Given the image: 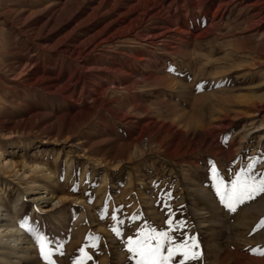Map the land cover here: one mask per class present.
<instances>
[{
	"label": "rangeland",
	"instance_id": "obj_1",
	"mask_svg": "<svg viewBox=\"0 0 264 264\" xmlns=\"http://www.w3.org/2000/svg\"><path fill=\"white\" fill-rule=\"evenodd\" d=\"M14 1L0 195L46 258L33 239L3 264H136L128 238L168 221L171 264H264V193L233 213L213 188L264 176V0Z\"/></svg>",
	"mask_w": 264,
	"mask_h": 264
},
{
	"label": "snow or ice",
	"instance_id": "obj_2",
	"mask_svg": "<svg viewBox=\"0 0 264 264\" xmlns=\"http://www.w3.org/2000/svg\"><path fill=\"white\" fill-rule=\"evenodd\" d=\"M249 167L251 168V165ZM217 178L219 182L213 184L215 195L222 208L228 212L234 213L237 204L244 203L245 200L254 199L255 196L264 193V176L254 177L242 170L235 174V178L231 181L230 186L224 183L222 178H219L218 173ZM113 219H115V216ZM168 224L170 231L160 233L147 232L136 239L132 237L128 238L126 248L136 258V264H171L173 257L177 254L183 259H189L187 253L183 251L187 247V241H177L171 234L183 228L184 222L179 221L174 223L173 221H168ZM20 227L24 229L23 224ZM262 227H264V218L256 224L253 232ZM113 230L116 231V229ZM26 231L31 233L32 238L40 248L41 256L46 258L43 238L30 229H26ZM116 234L119 235V232H116ZM165 245H167V254L162 251ZM194 247L198 246L194 245ZM79 251L87 256L83 247ZM252 251L256 253L257 249H253ZM259 254L264 255V251H261ZM190 258L195 259V254ZM88 259H91V257H88ZM183 259L181 260V264H183ZM74 264H84V260L74 261Z\"/></svg>",
	"mask_w": 264,
	"mask_h": 264
},
{
	"label": "bare ground",
	"instance_id": "obj_3",
	"mask_svg": "<svg viewBox=\"0 0 264 264\" xmlns=\"http://www.w3.org/2000/svg\"><path fill=\"white\" fill-rule=\"evenodd\" d=\"M40 3L42 5H46L50 3V1L41 0ZM64 3L65 2L59 5V7H61L60 9L64 7ZM17 12L19 11L18 8H16L14 0H0V26L4 28H8L9 31H11L12 26L15 24L14 15H16ZM3 167L4 165L1 163L0 160V168L2 169ZM7 168H9V166H7L6 169ZM21 203H22V198L20 194H17L13 199H11L10 201L8 200L6 203L4 200V196L0 195V228H2L0 229V252L2 253V256H0V264L5 263L4 262L5 260L7 262L9 261V259H5V255H4L5 252L16 256V255H20L21 253L17 251L18 247L21 246V244H25L27 247L26 249H22L24 250V253H27L31 248V246L29 248V245H33V238L30 235V232L23 231V229L20 227L21 224L19 217L21 211L20 210ZM79 220L80 217L77 220V223L79 222ZM27 228L30 229L31 231L33 229L32 217L28 221Z\"/></svg>",
	"mask_w": 264,
	"mask_h": 264
}]
</instances>
